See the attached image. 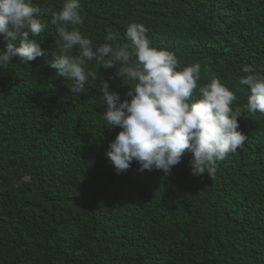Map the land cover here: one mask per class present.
Segmentation results:
<instances>
[{"label":"trees","instance_id":"trees-1","mask_svg":"<svg viewBox=\"0 0 264 264\" xmlns=\"http://www.w3.org/2000/svg\"><path fill=\"white\" fill-rule=\"evenodd\" d=\"M63 2L33 0L47 27L30 38L46 55L0 67V264H264V114L246 112L238 81L244 65L264 73V0H80L94 50L143 24L182 67L201 64V86L217 77L235 93L248 138L211 177L191 174L187 151L168 174L136 161L116 172L106 153L121 129L102 119L100 81L121 101L129 82L100 68L77 94L50 67Z\"/></svg>","mask_w":264,"mask_h":264},{"label":"clouds","instance_id":"clouds-1","mask_svg":"<svg viewBox=\"0 0 264 264\" xmlns=\"http://www.w3.org/2000/svg\"><path fill=\"white\" fill-rule=\"evenodd\" d=\"M40 13L33 0H0V37L4 42L0 67L12 63L13 57L29 64L46 55L40 43L30 38L47 27ZM50 22L57 26L62 52L53 54L49 64L59 77L73 81V93H84L86 82L90 77L98 79L100 68L115 67L123 84L125 79L129 82L125 95L130 99L123 101L107 80L102 79L99 88L106 106L102 119L108 128L121 129L106 153L117 173L136 161L141 172L155 169L168 174L187 151L193 157L191 174L211 177L218 161L243 148L248 137L238 121L244 113L233 106L235 93L217 77L201 86V64L182 67L174 52L152 45L143 24L127 26L124 38L130 43H118L119 33L108 30L105 43L94 50L91 39L76 27L84 22L80 0H64ZM74 47H78L76 55L72 54ZM93 60L95 70L88 66ZM241 71L246 75L238 78L239 84L250 90L246 112L264 114V73L253 65H244Z\"/></svg>","mask_w":264,"mask_h":264}]
</instances>
